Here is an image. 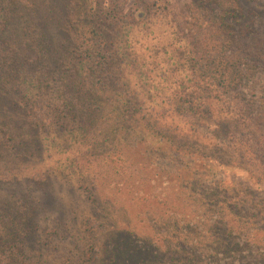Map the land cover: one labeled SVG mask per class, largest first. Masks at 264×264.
Instances as JSON below:
<instances>
[{
	"label": "rangeland",
	"instance_id": "rangeland-1",
	"mask_svg": "<svg viewBox=\"0 0 264 264\" xmlns=\"http://www.w3.org/2000/svg\"><path fill=\"white\" fill-rule=\"evenodd\" d=\"M95 1L107 11L100 29L109 71L121 70L119 83L135 91L147 121L181 145L206 153L222 147L241 166L217 174L235 199L224 210L227 224L235 229L240 220L259 232L247 242L218 227L214 234L223 243L216 258L207 257L191 239L207 230L206 203L177 180L137 179L113 157L95 160L112 144L87 126L86 62L69 47L72 31L63 19L70 0H0V257L15 264H91L104 247L117 250L123 264H264V161L253 160L247 132L232 139L233 104L222 95L208 100L196 75L206 26L192 16L191 4L221 8V1ZM240 1L252 22L264 12V0ZM100 71L108 76L106 66ZM246 90L255 94L254 106L261 98L263 110L256 112L264 114V72ZM186 92L209 108L217 128L172 113L170 102ZM217 129L223 136L214 138ZM11 232L14 242L7 239ZM137 249L141 254H133Z\"/></svg>",
	"mask_w": 264,
	"mask_h": 264
},
{
	"label": "trees",
	"instance_id": "trees-1",
	"mask_svg": "<svg viewBox=\"0 0 264 264\" xmlns=\"http://www.w3.org/2000/svg\"><path fill=\"white\" fill-rule=\"evenodd\" d=\"M220 1L221 8L215 3L206 7L191 4L192 16L203 21L206 26L198 48L202 53L198 58L201 62L196 75L204 82L202 90L208 100L222 95L233 104L234 116L231 122L232 126L237 127L234 131L229 129L228 133L232 134L233 139L235 133L243 137L247 132L249 139L245 138L246 148L255 157L253 160L262 162L264 114L256 112L257 105L254 106L252 100L256 96L246 89L259 70L264 72V12L257 13L258 20L252 22L250 8L246 10L240 0ZM96 4L95 0H70V7H64L63 18L72 31L69 47L86 62V82L82 94L88 98L92 109V122L87 123L90 135H103L112 144L109 151L104 152V155L98 154L95 160L113 157L112 160L120 163L122 169L125 166L129 174L137 179L141 174L150 179L151 174L154 177H165L167 182L177 180L180 188L188 189L198 200L206 203L203 204L206 207L203 217L207 225L206 232L194 237L196 239L189 235L186 239L191 238L193 244L207 257L216 258L219 252V241L222 239L214 234L218 227H223L233 235L237 233L238 239L254 241L253 238L259 231L248 228L246 223L239 220L235 229L228 226L224 210L229 209L235 199L222 188L225 179L221 174L217 176L219 170L241 166L233 164L227 153H220L222 147L216 148V151H207V154L199 148L181 145L166 128L144 118V107L135 91L125 83H119L121 79L124 80L121 70L116 69L115 73L109 71L111 64L108 60L111 54L104 50L108 48L105 47L106 42L103 41L100 29L104 21L102 17L107 15V11H103L106 10L104 5ZM238 42L243 49H234L233 45ZM103 66L109 72L106 78L100 73ZM24 97V104L28 106L30 96L25 94ZM78 97L76 95L75 99ZM197 98L193 93H183L170 102V109L174 115L185 120L204 122L208 128H217L219 124L212 121L209 108H203ZM261 101L260 98L257 108L263 110L259 105ZM221 134L219 129L212 130L214 138L223 136ZM204 158L205 162L202 161ZM120 166L116 165V168L119 170ZM147 168H151V172H146ZM14 238L12 232L7 236L11 242H14ZM175 243H168L166 248L176 247L180 240ZM99 249L98 254L90 258L91 264H123L117 250L115 253H108L104 247ZM132 252L135 255L141 254L138 249ZM10 254L15 255L14 252ZM14 260L16 261L6 256L0 257V264H15Z\"/></svg>",
	"mask_w": 264,
	"mask_h": 264
}]
</instances>
